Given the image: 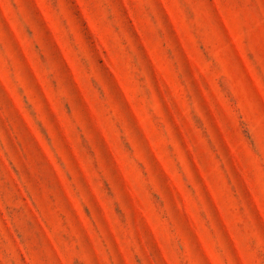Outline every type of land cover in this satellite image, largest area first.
<instances>
[{"label":"rangeland","instance_id":"obj_1","mask_svg":"<svg viewBox=\"0 0 264 264\" xmlns=\"http://www.w3.org/2000/svg\"><path fill=\"white\" fill-rule=\"evenodd\" d=\"M0 264H264V0H0Z\"/></svg>","mask_w":264,"mask_h":264}]
</instances>
